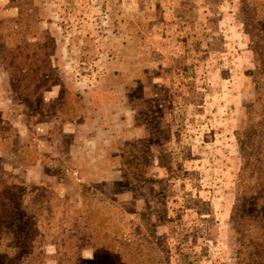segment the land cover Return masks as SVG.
<instances>
[{"label":"rangeland","instance_id":"374dc122","mask_svg":"<svg viewBox=\"0 0 264 264\" xmlns=\"http://www.w3.org/2000/svg\"><path fill=\"white\" fill-rule=\"evenodd\" d=\"M11 42L19 50L6 62L26 50L42 61L59 101L48 100L45 81V91L27 95L21 83L28 77L13 68L10 78L0 63V143L9 136L5 146L15 145L0 150V245L16 243L0 247V264L248 263L231 214L242 167L237 134L261 81L252 75L258 71L239 0H0V54H10ZM101 96L130 109L144 134L115 155L101 154L92 172L81 156L72 163L57 155L71 137L52 136ZM59 104L64 115L55 118ZM51 121L55 131L35 141L48 160L37 167L33 148L25 168L31 163L22 166L17 155L21 124L36 137V125ZM88 212L90 220L108 217L131 241L105 253ZM21 215L27 218L15 226L28 241L23 255L7 227ZM78 219V236L60 241ZM86 247L98 261L82 258Z\"/></svg>","mask_w":264,"mask_h":264},{"label":"trees","instance_id":"16d2710c","mask_svg":"<svg viewBox=\"0 0 264 264\" xmlns=\"http://www.w3.org/2000/svg\"><path fill=\"white\" fill-rule=\"evenodd\" d=\"M239 1L240 18L245 32L250 36L251 48L255 56V64L258 71L257 76H255L256 72H252V75L258 82L260 80L261 83L258 87V89H260V92H257L254 102L246 111L244 127L242 131L237 134L238 144L240 149L242 150V167L239 174L238 194L236 197L234 208L232 210L231 222L236 233L237 242L240 245V253H242L243 256L247 258V264H264V0ZM15 28L17 30V27L11 28V30H15ZM18 46L19 45L17 44V42L9 43L7 49L10 54H8L6 50H3L1 52L2 54H0V63L2 64L8 75L11 74V71L14 68L19 75L28 77L25 79L26 83H21L23 87L25 86L23 92L27 93V95H34L39 91L40 93H42L41 91H45L42 90L41 85L44 83V81L47 87H49L50 85L51 87L55 86L57 84L55 81L53 82L54 84L48 83V80L50 79V71L49 69H46V65H44L42 61H31V58H29L30 54L27 52V50L24 52L22 59V56L19 57L18 62H6L9 57L15 54V50H19ZM21 79L24 80V78ZM53 101L58 102L59 98L57 97ZM65 107V104L58 105L57 109L52 113L55 118L57 116L63 117L64 114L62 112L65 111ZM44 110L42 109L40 111L44 112ZM7 139L10 140V137L8 136ZM7 139L3 143H0V147L3 150H11L12 152V149H14L12 146L15 145L13 143H10V147L8 149L4 144ZM18 149L20 152L17 150V155H21L20 163L23 166V161L25 162L29 159L28 155L32 154L33 157L35 153L34 151L25 152V149L23 147ZM22 153H24L23 156ZM32 164L33 163L24 164V167L26 168L27 166H30ZM0 169H2V171L5 170L1 162ZM15 184L19 185L20 183ZM81 188L85 190L83 186H81ZM1 194L3 193L1 192ZM1 194L0 201L3 207L1 211L5 213V206L3 204L4 199ZM82 196L84 199L85 196L83 193ZM9 203L13 205L15 204V202L13 201ZM22 208L27 210L29 207L27 205H23ZM88 208L89 207L87 206L86 209ZM38 210L40 211V209ZM92 210H96L95 207H92ZM49 212L51 221L55 222L51 211ZM19 214H22L20 213V210ZM90 214L91 212H88V216L86 214V220L92 223V231L93 233L97 234L96 239L101 241L102 243L107 244V246L105 247V253L109 254L116 252L118 247H120L119 245H122L123 242L128 243L131 241V238L127 237L124 231L118 225L117 227H113V224L108 217L102 215L101 220L95 221L89 219ZM37 216L38 215H36V218ZM26 218L27 215H24L23 217L21 215V218H18L15 223H9L7 225L12 233L16 235L17 246L19 247L22 255L23 249L27 250L26 246L28 244V241H25L20 237L15 224L22 226ZM2 220H4V218H2ZM79 223L80 219L75 222L74 229L71 231L72 234L65 236L66 239H61L60 241L69 243L68 241H70L71 238L78 236ZM119 225H121V222L119 223ZM1 226H3V223L1 224ZM65 227L70 228L71 225L69 227ZM81 236L84 237L85 233H82ZM53 241L54 243H57V241H55L54 239ZM15 245V242L9 240L6 243V246L0 245V247L3 250L4 248L14 250ZM96 256L94 255V258ZM95 260L98 261V259L96 258L93 260V262Z\"/></svg>","mask_w":264,"mask_h":264},{"label":"crops","instance_id":"0c3cea01","mask_svg":"<svg viewBox=\"0 0 264 264\" xmlns=\"http://www.w3.org/2000/svg\"><path fill=\"white\" fill-rule=\"evenodd\" d=\"M47 93L49 95L48 100L53 101L58 97L59 91L55 87H52ZM98 102L99 104H97L95 101H92V107L89 108L87 114L83 115L84 113H81L78 117L79 120L76 118L75 121L70 120L64 124L61 123L62 129L56 130L58 132L55 131V125L57 122L51 121L36 125L34 129L36 131L35 137L30 135V133L27 131L32 130L31 125L28 123H24L23 125L21 124L22 131H18L21 134H24V137L22 136L21 139L22 142H20L22 145L21 147L25 149V152L32 151L34 148L36 153L34 160L38 162L37 167H39V163L44 165V162L48 160V155H50L48 153L49 151H40V153H37L39 149L36 145L37 143L35 144V141H38L37 137L47 136L55 131V135L52 137L56 138L62 134L71 137L68 144V149L66 151L62 153L58 149L59 153L57 152V155H59V158L61 157L60 159L73 163L77 160L78 156H81V158H83L85 161V167L89 171L93 172L98 170L100 167L101 154L115 155L120 152V149L124 144L139 139L144 134L142 130L143 128L137 126L135 117L132 114L133 112L131 113L130 109H127L123 105L116 106L115 99L112 98L111 101L109 96H101ZM73 134L80 139L78 151L73 149V146L76 142V137L72 138ZM26 135L29 136L30 140L34 141H27L28 143L24 141ZM55 138H49L48 141H51ZM0 150L7 151L1 149V147ZM23 155L24 153H22V156ZM35 173L38 174L37 172ZM39 174L41 175L42 173Z\"/></svg>","mask_w":264,"mask_h":264},{"label":"clouds","instance_id":"9594fccd","mask_svg":"<svg viewBox=\"0 0 264 264\" xmlns=\"http://www.w3.org/2000/svg\"><path fill=\"white\" fill-rule=\"evenodd\" d=\"M46 248L54 252L55 245L48 244L46 246ZM81 255H82V258L85 260L92 259L93 258V250L86 247L82 250ZM46 264H56V261L55 260H47Z\"/></svg>","mask_w":264,"mask_h":264}]
</instances>
